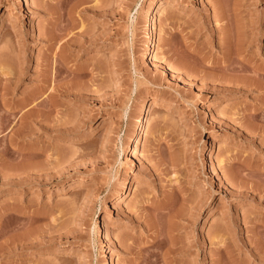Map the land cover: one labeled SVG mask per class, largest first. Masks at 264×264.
<instances>
[{
    "label": "rangeland",
    "instance_id": "rangeland-1",
    "mask_svg": "<svg viewBox=\"0 0 264 264\" xmlns=\"http://www.w3.org/2000/svg\"><path fill=\"white\" fill-rule=\"evenodd\" d=\"M152 1L0 0V264H264V0Z\"/></svg>",
    "mask_w": 264,
    "mask_h": 264
},
{
    "label": "bare ground",
    "instance_id": "bare-ground-1",
    "mask_svg": "<svg viewBox=\"0 0 264 264\" xmlns=\"http://www.w3.org/2000/svg\"><path fill=\"white\" fill-rule=\"evenodd\" d=\"M21 2H23V0H21ZM159 2H160V0H153L151 2V5L154 6V7H156L159 4ZM217 2H218V0H217ZM219 8L221 10L220 13H222V15L220 14L221 15V18H228V14H226V13L223 12V10H224L223 9V6H219ZM154 9H152V10L150 9L151 11L150 12L148 11V13L146 15L147 16V21L149 22V34H150V37H151V41H150V43L148 45V50H147L148 55L153 54V52L155 51V48H156V44H157V38H156L157 28L153 24V17L155 15H158V13H161L162 12V9L158 6V7H156L157 13L155 15H153ZM233 9L236 12V10L239 9V6L235 3ZM234 29H235L234 30L235 37H234V35L232 36L231 35L232 33H231L230 34L231 37H228V41H229L228 42V45L226 44L227 46H232V47L227 48V51H226V53H225V55H224V57L222 58L221 61L213 64L214 67H215V69H218V71L228 70L230 72L228 76H224V75H222V73L221 74L220 73H214V76L213 77L216 80H219V81L225 80V78H227V77H229V79H230L231 76L232 77L233 76L240 77L244 73L253 71L252 67H250L245 62V60H246L245 59V55H243L242 52H243L244 46L247 45L249 42H252L254 40V38H251L252 36L248 32H246V29L244 27V24H243V22L240 19H236L235 20ZM49 34H50L49 37H48L49 40L53 41V40H55L57 38L56 37L54 39L53 36H55V35L51 36L52 33H49ZM232 37L235 38V42L232 39ZM232 40H233L234 43L232 42ZM233 44H235V45L233 46ZM159 102L160 101H159V98L157 96L150 97V99H148L147 101H145V103H144V105H143V107L141 109L140 116L138 118L137 128L135 129V132L131 135V139H130L131 141L135 142V140H137V137L139 135H145L147 133V130H148V119H149L150 109H151V107H152L153 104H157ZM106 122H108V121H105V123ZM135 147H137V144H136ZM176 157L177 156L174 155L172 157L173 160H176ZM130 182H131V179H126L124 181L125 184H129ZM165 203H163V206H165ZM166 206H167V204H166ZM166 206L163 207V208L160 206L162 209L158 211L159 212L158 214L160 216L157 217V218H160L161 217V219H164V221L167 223L166 225L163 224V226L164 225L166 226L165 229L164 228L162 229V227H160V226H162L161 224H160V226H158L159 228H161V230H164V231L166 230L163 233V235H161L162 237L164 235L165 236H164V238L159 243L162 246L171 243L170 244L171 245L170 247L172 249V248H176L177 247V244L174 243L175 242L174 241V237H175V234H176V233H174V226L175 225H178V223H179L178 222L179 221L178 217L181 216V218L182 217L184 218L187 213L185 214V212H183L182 210H180L179 212H177V211L175 212V210L173 211V209H172L173 212H171V210H170L171 207L168 209V208H166ZM157 208H159V207L157 206ZM181 211H182V213H181ZM185 218H187V217H185ZM161 221L163 222V220H161ZM157 223H159V221ZM161 230H160V232L158 231L159 234L161 233ZM128 247L130 248V246H128ZM113 262H114V260L112 259L110 261V263L113 264Z\"/></svg>",
    "mask_w": 264,
    "mask_h": 264
}]
</instances>
